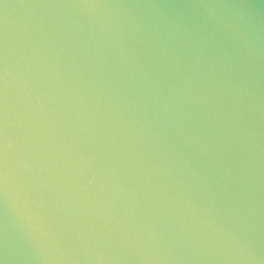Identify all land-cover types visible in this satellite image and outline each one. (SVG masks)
Returning a JSON list of instances; mask_svg holds the SVG:
<instances>
[{"label":"water","instance_id":"95a60500","mask_svg":"<svg viewBox=\"0 0 264 264\" xmlns=\"http://www.w3.org/2000/svg\"><path fill=\"white\" fill-rule=\"evenodd\" d=\"M0 264H264V0H0Z\"/></svg>","mask_w":264,"mask_h":264}]
</instances>
